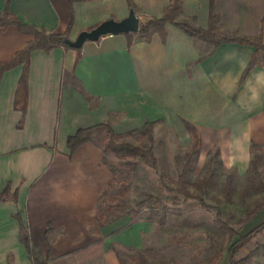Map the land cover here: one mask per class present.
Returning a JSON list of instances; mask_svg holds the SVG:
<instances>
[{
    "label": "crops",
    "instance_id": "crops-1",
    "mask_svg": "<svg viewBox=\"0 0 264 264\" xmlns=\"http://www.w3.org/2000/svg\"><path fill=\"white\" fill-rule=\"evenodd\" d=\"M6 2L22 23L47 32L61 33L72 20L70 39L108 18L120 20L130 9L139 24L145 23L169 5V0H0V13ZM179 2L177 21L207 27L209 0ZM214 10L216 34L261 35L264 43V0H214ZM32 38L15 26L0 27V62ZM254 51L231 42L214 48L170 23L148 39L133 32L87 41L79 52L63 46L34 50L24 114L13 104L22 67L5 71L0 78V193L6 189L0 199V264H19L15 248L26 255L25 264H33L19 243L24 235L34 247L33 237H41L38 253L49 258L48 264H103V248L89 247L83 237L97 235V202L112 174L94 133L68 155L66 138L77 129L104 123L119 133L154 121V127L175 124L183 130L187 121L201 144L204 132L219 135L224 129L239 131H230V141L240 135L246 141L245 131L263 143L264 68L256 65L243 75ZM216 99L226 106L220 115L211 109Z\"/></svg>",
    "mask_w": 264,
    "mask_h": 264
},
{
    "label": "rangeland",
    "instance_id": "rangeland-1",
    "mask_svg": "<svg viewBox=\"0 0 264 264\" xmlns=\"http://www.w3.org/2000/svg\"><path fill=\"white\" fill-rule=\"evenodd\" d=\"M258 55L259 66L264 68V52L260 51ZM218 101L210 105L212 111L220 115L219 111L225 112L226 106ZM141 127L119 133L132 132L125 138L127 141L148 145L147 138L139 133ZM230 131L221 130L219 135L204 132L205 142L188 174L192 183L202 179L209 170L216 171V186L208 189L205 195L189 186V190L200 195L209 207H203L198 199L185 200L168 192L160 182L163 177L166 185H172L177 179L191 146L192 135L187 129L182 130L175 124L153 127L157 170L142 162H121L116 155L106 152L104 163L112 176L97 202V235L83 237L89 241V247L97 243V247L103 248V264L107 260L110 264L118 263L117 256L133 263H137L139 257H145L155 264H227V249L237 238L233 234H245L264 220V142L248 137L245 131L246 141L239 140L242 135L230 141V134L239 132ZM93 133L100 146L105 130L97 129ZM224 143L230 144V152ZM254 155L258 156V166L250 180L247 176ZM226 182L232 189L229 201L224 192ZM149 196L153 198L149 199ZM140 201L142 204L138 206ZM214 207L220 209L225 224L216 220ZM18 238L21 243V237ZM40 239L33 237L39 253ZM42 250L45 251L44 245ZM13 252L17 253L16 261L25 264L26 255L22 257L17 248ZM250 252L254 255L247 264H264V229L244 244L237 257Z\"/></svg>",
    "mask_w": 264,
    "mask_h": 264
},
{
    "label": "trees",
    "instance_id": "trees-1",
    "mask_svg": "<svg viewBox=\"0 0 264 264\" xmlns=\"http://www.w3.org/2000/svg\"><path fill=\"white\" fill-rule=\"evenodd\" d=\"M180 9L179 0H169V5L164 13L158 17L151 19L145 23H140L138 31L143 34L145 38L151 35L152 31H157L162 34L164 25L166 23L173 24L179 30L184 32L186 35L198 38L212 44L215 48L217 45L223 42H231L238 44H245L253 46L255 51L250 57L245 70L243 71V75L249 72L254 66L260 64V57L258 53L260 51L264 52V43L262 41L261 35L258 37L250 38V37H242V36H232L225 37L220 36L214 32L216 24L218 22V14L215 13L214 10V0H209V13H208V25L206 28L195 27L190 25L187 21L181 20L177 21L176 16ZM72 20L69 22L66 29L61 32H47L44 28H39L34 25L22 23L17 17H15L9 10L8 2L5 3L3 11L0 13V27L6 28L8 26H15L22 33H29L33 35L32 40L27 42L21 49L17 50L13 55L5 60L0 62V78L3 73L7 70H10L14 67L21 65V74L19 76L17 86L14 93V107L16 110L24 114L27 108V96H28V85H27V75H28V67L30 54L34 50H42L44 52H48L56 46H63L65 48H71L66 45L63 41L64 38H69V32L71 28ZM75 49L77 52L80 51L81 48H71ZM242 75V76H243ZM155 122L149 121L146 122L140 129L139 133L147 138L148 145H136L125 138L132 134V132H126L124 134L115 132L109 125L101 123L95 126L80 128L77 129L72 135L67 136L66 145L69 149V156H71L81 145L86 143L91 139L93 132L97 129H104L105 134L103 137V141L100 147L105 152H110L117 156L121 162L131 163V161L142 162L149 166L150 168L157 170V159L154 156V144H153V127ZM184 126L187 131L192 135V141L189 151L185 154V159L182 164V169L177 177V179L172 183V185H166L163 177H160L161 185L168 192H174L178 196H181L183 199H198L200 204L203 207H209L207 203H205L200 195H194L190 190L189 186H193L200 194L205 195L208 189L214 188L216 186L217 181V173L216 171L209 170L206 175L197 181L192 183L189 182L188 174L191 171L193 161L197 159V156L200 151L201 146V136L197 129L191 125L189 122L184 121ZM220 163V161L218 162ZM258 166V156L254 155L251 161V170L249 175L247 176L250 180L253 178L252 174H254L257 170ZM252 186V185H251ZM232 189L230 187V183L226 182L224 185L225 198L230 200V193ZM6 193V189L0 193V199L3 198ZM153 198L149 196V199ZM142 201L138 202L137 205H141ZM215 209V217L216 220L220 224H225L222 220V214L218 207H214ZM17 221L19 223V228L22 231L24 226L20 220V217L15 215ZM250 216V215H249ZM162 221V220H161ZM264 229V220L259 224L254 226L245 234L234 233L233 235L237 238L227 249V264H247L249 260L253 257V252H250L244 256L237 257L239 250L244 246V244L252 238L255 234L259 233ZM21 242L23 243L27 255L33 264H48V257L41 259L39 253L36 251L35 247L31 245L30 239L27 235L21 237ZM45 244L48 246L47 237H45ZM120 264H155L150 263L145 259V257H139L138 262H128L120 256H117Z\"/></svg>",
    "mask_w": 264,
    "mask_h": 264
},
{
    "label": "water",
    "instance_id": "water-1",
    "mask_svg": "<svg viewBox=\"0 0 264 264\" xmlns=\"http://www.w3.org/2000/svg\"><path fill=\"white\" fill-rule=\"evenodd\" d=\"M139 21L133 9L128 11L127 16L120 20L108 18L101 21L89 30L80 31L74 39L64 38L63 41L71 48H81L87 42H95L104 35H117L137 32Z\"/></svg>",
    "mask_w": 264,
    "mask_h": 264
}]
</instances>
